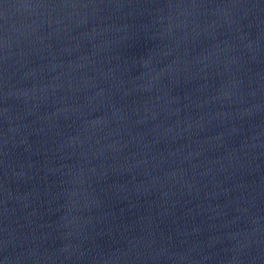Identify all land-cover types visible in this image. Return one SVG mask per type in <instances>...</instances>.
<instances>
[{"label": "water", "instance_id": "1", "mask_svg": "<svg viewBox=\"0 0 264 264\" xmlns=\"http://www.w3.org/2000/svg\"><path fill=\"white\" fill-rule=\"evenodd\" d=\"M0 264H264V0H0Z\"/></svg>", "mask_w": 264, "mask_h": 264}]
</instances>
